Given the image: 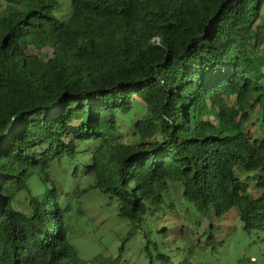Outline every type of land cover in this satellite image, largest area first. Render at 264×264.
I'll list each match as a JSON object with an SVG mask.
<instances>
[{"label": "trees", "instance_id": "obj_1", "mask_svg": "<svg viewBox=\"0 0 264 264\" xmlns=\"http://www.w3.org/2000/svg\"><path fill=\"white\" fill-rule=\"evenodd\" d=\"M2 1L0 264L79 261L49 171L81 152L124 217L158 209L176 181L198 210L237 207L264 229V0ZM238 168L259 174L258 194ZM40 171L41 196L27 182Z\"/></svg>", "mask_w": 264, "mask_h": 264}, {"label": "rangeland", "instance_id": "obj_2", "mask_svg": "<svg viewBox=\"0 0 264 264\" xmlns=\"http://www.w3.org/2000/svg\"><path fill=\"white\" fill-rule=\"evenodd\" d=\"M5 7L0 0V12ZM263 21L264 10L258 23ZM42 52L51 50L45 48ZM232 98L226 100L228 106H232ZM135 104L133 118L143 113L142 103L136 99ZM120 125L124 140H128V122ZM69 139L71 136L66 138ZM89 145L80 143L77 149L88 150ZM90 162V153L81 152L72 173L76 165L65 155L60 161L54 160L49 171L60 190V202L69 206L65 214L68 237L79 255L74 264H163L158 254L169 256L174 264L186 259L198 264H242L250 263L252 257L257 260L253 264H264V229L247 231L237 207L222 216L217 215L215 205L202 212L183 195L182 185L174 181L172 192L158 209L150 208L132 220L120 215L116 203L110 202L102 191L90 187ZM235 172L247 183L244 182L249 192L258 194L253 185L259 174L243 172L241 168ZM44 177L40 171L28 178L34 195L41 196L52 187L44 182ZM24 193H20V199L26 198Z\"/></svg>", "mask_w": 264, "mask_h": 264}, {"label": "clouds", "instance_id": "obj_3", "mask_svg": "<svg viewBox=\"0 0 264 264\" xmlns=\"http://www.w3.org/2000/svg\"><path fill=\"white\" fill-rule=\"evenodd\" d=\"M256 261H257L256 258L255 257H252L250 263L248 262V263H242V264H253Z\"/></svg>", "mask_w": 264, "mask_h": 264}, {"label": "built area", "instance_id": "obj_4", "mask_svg": "<svg viewBox=\"0 0 264 264\" xmlns=\"http://www.w3.org/2000/svg\"><path fill=\"white\" fill-rule=\"evenodd\" d=\"M254 260V259H253Z\"/></svg>", "mask_w": 264, "mask_h": 264}]
</instances>
